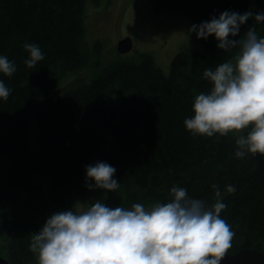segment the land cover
<instances>
[{"label": "trees", "instance_id": "trees-1", "mask_svg": "<svg viewBox=\"0 0 264 264\" xmlns=\"http://www.w3.org/2000/svg\"><path fill=\"white\" fill-rule=\"evenodd\" d=\"M100 1L0 0V54L16 65L11 76L0 73L10 89L0 99V255L37 264L32 236L52 210L91 192L85 166L96 161L116 168L117 190L92 188L111 207L165 202L173 185L211 204L216 185L227 205L220 215L234 232L228 253L264 255V154L239 158L238 134L193 135L183 123L194 96L211 87L204 69L236 49L218 48L214 34L198 38L202 48L175 54L167 74L148 52L100 62L99 40L89 48L83 26L87 5ZM145 1L155 15L178 12L196 24L224 10H264V0ZM250 26L264 36V22L250 17L230 38ZM25 42L45 53L31 68Z\"/></svg>", "mask_w": 264, "mask_h": 264}, {"label": "clouds", "instance_id": "clouds-1", "mask_svg": "<svg viewBox=\"0 0 264 264\" xmlns=\"http://www.w3.org/2000/svg\"><path fill=\"white\" fill-rule=\"evenodd\" d=\"M250 17L264 22V10H224L189 28L197 38L214 34L218 48L236 51L215 68L204 69L203 78L211 87L194 96L193 114L183 123L193 135L238 134L235 155L239 158L264 154V36L250 26L243 36L230 38L238 36ZM23 47L28 67L44 59L38 44L25 42ZM15 70V63L0 54V73L11 76ZM9 93L0 79V99L6 100ZM85 169L89 189L120 187L113 165L96 161ZM212 187L217 199L211 204L173 185L165 202L111 207L97 199L55 212L32 236L30 249L37 264H221L232 247L234 232L220 215L227 207L221 191ZM226 190L234 192L235 186L229 184Z\"/></svg>", "mask_w": 264, "mask_h": 264}, {"label": "rangeland", "instance_id": "rangeland-1", "mask_svg": "<svg viewBox=\"0 0 264 264\" xmlns=\"http://www.w3.org/2000/svg\"><path fill=\"white\" fill-rule=\"evenodd\" d=\"M83 22L88 47L94 50L99 40L100 62H108L119 56L116 50L117 40L131 36L133 48L128 52L138 56L142 52L150 53L157 65L168 73L172 57L179 52L189 53L201 49L202 45L195 32H189L193 24L191 18L178 12L153 14L145 0H101L99 5L89 3ZM102 40V41H101ZM93 70L92 62L84 69L82 79L88 78ZM32 145V138L30 146ZM83 199L69 208L52 210L47 218L58 211L86 206L107 195L96 196L92 189Z\"/></svg>", "mask_w": 264, "mask_h": 264}, {"label": "water", "instance_id": "water-1", "mask_svg": "<svg viewBox=\"0 0 264 264\" xmlns=\"http://www.w3.org/2000/svg\"><path fill=\"white\" fill-rule=\"evenodd\" d=\"M133 48V40L127 35L117 40L118 54L128 53ZM0 264H8V260L0 255ZM221 264H264V255L257 249H240L235 253H227Z\"/></svg>", "mask_w": 264, "mask_h": 264}]
</instances>
